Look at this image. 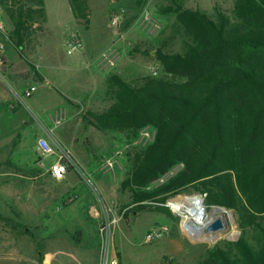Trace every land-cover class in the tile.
I'll return each instance as SVG.
<instances>
[{"label":"trees","instance_id":"16d2710c","mask_svg":"<svg viewBox=\"0 0 264 264\" xmlns=\"http://www.w3.org/2000/svg\"><path fill=\"white\" fill-rule=\"evenodd\" d=\"M69 2L76 21L87 25L89 0ZM0 5L14 25L10 39L23 54L46 19L45 2ZM161 12L174 13L182 49H156L163 70L158 77L139 84L111 77L113 103L85 118L132 139L146 126L157 129L156 140L131 155L125 187L138 203L135 210L162 204L154 206L162 211L169 197L193 188L206 195V205L236 212L240 237L209 247L199 264H264V0H234L230 14L218 10L216 19L177 0ZM180 162V172L146 189ZM37 251L46 263L41 242Z\"/></svg>","mask_w":264,"mask_h":264},{"label":"rangeland","instance_id":"374dc122","mask_svg":"<svg viewBox=\"0 0 264 264\" xmlns=\"http://www.w3.org/2000/svg\"><path fill=\"white\" fill-rule=\"evenodd\" d=\"M116 1L93 0L91 2L95 24L104 20L106 8L114 6L115 8L120 7L127 10L128 17L125 23L127 22V27H130L134 25L143 10L148 7L153 15L160 19L163 27L155 36H151L142 31L136 24V27L147 35L142 33V36L150 40L145 59L148 62L146 77H154L149 70L151 64H155L160 69L158 76L162 75L163 70L156 59V49L164 46L165 51H179L183 46L181 36L174 28V13L165 12L163 14L161 12V8L168 9L173 6V0ZM177 1L186 7L205 11L214 19L218 16V10L230 14L234 3V0ZM47 2L50 10L58 17V21L62 20L64 22L65 31L69 33L74 26L69 0H47ZM3 12H5L4 9ZM81 32L85 42L84 48L86 46L85 50L68 55L66 44L63 45V42L59 41V30H57L46 43L47 48L43 52V60L40 63L38 62L42 66L38 71L52 81L50 89L61 90L69 99L77 97L84 99L88 93L100 92L106 88V85L102 82L99 83L98 87L92 84V78L99 75L103 76V73L92 62L93 59L96 60L98 57L95 55L92 57V54L98 53V49L105 47L110 37L114 35L115 38L117 28L115 26L113 30L106 32L104 38H95L84 28H81ZM85 51L89 53L88 56L92 59H87L84 56ZM52 53L54 57L51 56ZM132 54L136 56L138 51L134 48ZM58 60L68 64V66L66 65L62 69L54 67L55 64L59 65ZM90 63L91 65L88 67ZM72 64H76L77 68H73ZM35 65L37 67V62ZM45 89L44 86L41 87L36 96L41 97L44 95ZM112 103L113 101L109 97V103L94 100L92 109L82 102L70 104L73 107L69 110L66 122L57 128L58 134H51L54 142L51 140L49 141L50 144L55 148L57 147L56 144L67 147L72 159L78 165L75 169H70L65 179H63L64 181L52 184V190L58 188L59 183L65 182L68 185L66 220L64 214H55L57 210H52L50 213L56 219L55 224L57 226H60L59 220H62V223L65 221L63 224L66 225L65 231L67 233V237L64 231H61L59 235L60 239L65 240L66 245L62 242L60 251L57 249L58 247H54L57 254L55 258L53 257V264H101L100 226L108 217L118 219L113 228L114 245L123 264H199L209 247L220 244L225 240L236 241L241 235L236 212L227 210L230 215H227V218H222L219 212H215L216 206L206 204L204 205L209 212L210 219L221 217L226 228L219 232L210 233L209 238H199V240L192 234L189 235L184 232L182 217L172 209L170 202L175 198L186 196H200L205 200L206 195L197 192L193 188L184 189L177 195L169 197L164 205L166 208L162 211L154 208V206H162V204H153L152 208L147 210H135L138 203L134 202L133 193L129 187H125V182L131 172V155L152 144L157 138V129L153 126H146L140 131L136 139H132L133 137L130 138L131 136L124 132L99 130L85 118L86 116L90 117V113L104 112L108 109L107 104L111 105ZM143 130L150 134V137L144 141L141 140ZM23 148L37 161L38 158H41L43 167L38 166L41 171L50 169L58 159L57 154H42L38 149V144L35 145L32 140H25ZM117 151H122V154L117 157L119 164L115 169L104 167L103 160L115 156ZM183 167L184 163H178L162 178L149 184L146 189L153 190L157 188L180 172ZM32 168L33 165L26 162L20 165L7 164L2 168L0 167V170L4 172V177L0 179V211L4 212V215H6L9 208L11 217L19 216L20 204L23 205L24 203L26 205L27 200L34 191L43 189L42 181L32 179ZM46 174L49 175L48 172ZM34 178H36V175ZM161 179H165V181L161 183ZM73 189H77L79 198L76 194H73ZM27 217L25 214L23 220L27 221ZM52 225L54 226V223ZM156 227L165 228L167 230L165 235L161 239L147 243L146 235ZM52 231L55 234V239L52 240L54 244L58 236L57 231L60 232V230L54 229ZM21 232L24 233V229H21ZM23 245L25 251L17 246V252L13 253L25 256L26 261L29 262L15 264H32V260L37 257L38 253L31 243L23 241Z\"/></svg>","mask_w":264,"mask_h":264},{"label":"crops","instance_id":"0c3cea01","mask_svg":"<svg viewBox=\"0 0 264 264\" xmlns=\"http://www.w3.org/2000/svg\"><path fill=\"white\" fill-rule=\"evenodd\" d=\"M44 2L46 19L40 24L42 28L40 30L36 29L29 39L23 54L15 48L10 39L14 25L12 20L3 12L0 5V42L6 45V49L0 58V167L2 168L7 164L20 165L24 162L31 163L33 165L32 179L43 182L42 190L34 191L27 200L26 205L24 203L23 205L20 204L21 208H19L21 211L19 216L14 215L17 217H11V210L9 208L6 211V215L0 211V264L28 263L29 261H26L25 256L13 253L17 252V246L25 251L23 241L31 243L36 251L37 242H41L44 245L46 252V263L44 264H53V257L55 258L57 254V250L54 247H58L57 249L60 251L62 242L66 245L65 240L59 238L61 231H64L67 237L65 231L66 225L63 224L65 221L62 223V220H59L60 226H57L55 224L57 222L56 219L50 213L52 210H57L55 214H64L66 220L65 211L68 210V185L65 182L59 183L58 188L52 190V184H57L64 180L58 181L54 179L49 172L50 169L41 171L39 168L40 166L43 167L41 165V158H38L39 160L37 161V159L31 157L23 148L24 141H27V139L28 141L32 140L37 145L39 138H47L49 141L52 140L54 142L51 134H58L57 128L60 126L51 131L52 124L49 116L61 109L69 113V110L73 106L68 101L82 102L90 109H92V104L96 99L101 103H109L111 77L118 76L127 82L139 84L147 75L148 62L145 59L148 42L150 40L142 36L143 32L136 27V22L130 27H127L126 22L123 24L124 26L116 27L117 35L115 38L114 35L110 37L105 47L98 49V53L92 54V57L95 55L99 58L104 51L110 48L116 49L120 54V59L116 67L107 71L101 69L95 63L98 58L92 60L93 64L103 73V76L99 75L92 78V84L98 87L99 83L102 82L106 85L105 89H101L102 91L100 92H90L84 99L78 97L69 99L61 90L50 89V85L52 84L51 79L38 71L42 68L38 62L40 63L43 60V52L46 51V43L48 40L59 30V41L63 42L64 45L73 30L78 31L83 38L81 28L90 32L95 38H104L103 36L106 35V32L113 30L115 27L110 24L109 20V13L115 7L111 6L106 8L104 20L95 24L93 5L91 3L93 0H89L91 16L88 24L84 25L76 21L70 5V13L72 14L74 26L68 33L65 31L64 22L62 20L58 21V17L50 10L47 0H44ZM37 26L35 24L34 28ZM134 48L138 51L136 56L132 54V49ZM83 54L87 59L91 58L88 56L89 53L87 51ZM51 56H53V53ZM36 62L37 67L34 69L33 65L36 66ZM58 63L59 65L55 64L54 67L62 69L66 65L68 66V64H64L59 60ZM90 65L91 63L88 64V67ZM72 66L73 68H77L76 64H72ZM32 86H36L37 90L31 97L27 98L25 93ZM43 86L46 88L44 95L37 97L36 93ZM107 105L108 108L111 106L109 104ZM40 117L45 119H41ZM35 175L36 178H34ZM3 177L4 172L0 170V179ZM77 189H73L74 193H71L76 194L77 198H79ZM25 214L28 216L27 221L23 220ZM5 219H11L13 221L12 223L20 224L21 226L13 228L12 223L6 222ZM53 223L55 227L52 225ZM21 229H24V233L21 232ZM54 229H58L60 232L57 231L56 243L53 244L52 240L55 239V234L52 230ZM32 264H41L39 262V253L32 260Z\"/></svg>","mask_w":264,"mask_h":264},{"label":"built area","instance_id":"2783aa9c","mask_svg":"<svg viewBox=\"0 0 264 264\" xmlns=\"http://www.w3.org/2000/svg\"><path fill=\"white\" fill-rule=\"evenodd\" d=\"M110 22L112 25L116 27H121L125 20L128 17V12L124 8H115L112 9L110 14ZM136 24L141 28L142 31H144L146 34L155 36L163 27V24L161 23L160 19L155 17L147 8L143 10V12L140 14V16L136 20ZM6 49V45L2 42H0V58L3 55L4 51ZM84 49V41L80 33L76 30H73L67 41H66V51L68 55H73L77 52H80ZM120 59L119 52L114 49L110 48L106 51H104L100 57L97 59L96 63L97 65L107 71L109 69H112L116 67L118 61ZM151 75L154 77L158 76L160 74V70L157 68V66L152 65L149 68ZM37 90L36 86H32L30 89H28L25 93V96L27 98L31 97L33 93ZM68 113L66 110L61 109L57 112H54L49 116V120L52 124L51 131L62 124H64L67 120ZM141 140H146L148 137H150V134L146 132V130H143L141 132ZM57 147L55 148L52 146L47 138H39L38 139V149L39 151L46 154L51 155H58V159L56 162L52 164L50 167V174L51 176L61 181L65 179L66 175L69 173L71 168H76L78 165L74 162L72 159L71 153L68 150L67 147H65L62 144H56ZM122 154V151H117L115 156L108 157L103 160L104 167H109L110 169H115V167L119 164L118 158ZM165 179H161V183H163ZM118 219H111L108 217L105 222L100 226V234H101V245H100V260L101 264H123L121 262V258L119 256L118 250L116 249L114 245V233L113 228L117 224ZM166 229L162 227H156L153 228L148 232L146 235V242L150 243L154 240L161 239L165 233Z\"/></svg>","mask_w":264,"mask_h":264},{"label":"bare ground","instance_id":"6f19581e","mask_svg":"<svg viewBox=\"0 0 264 264\" xmlns=\"http://www.w3.org/2000/svg\"><path fill=\"white\" fill-rule=\"evenodd\" d=\"M204 204V199L201 202L199 196L175 198L170 202L172 209L182 217L184 232L192 234L198 240L199 238H209L210 234L202 229L211 220ZM215 212H219L222 218L230 215L225 210L215 209Z\"/></svg>","mask_w":264,"mask_h":264},{"label":"water","instance_id":"95a60500","mask_svg":"<svg viewBox=\"0 0 264 264\" xmlns=\"http://www.w3.org/2000/svg\"><path fill=\"white\" fill-rule=\"evenodd\" d=\"M191 197H194V196H191ZM200 201L203 202V198L202 197H200ZM216 209L225 210V212H227V210L224 207H216ZM225 228H226L225 224H224V222H223L221 217L209 220V222L206 223V225H204L202 227V229L205 232H208V233L219 232V231H221V230H223Z\"/></svg>","mask_w":264,"mask_h":264}]
</instances>
